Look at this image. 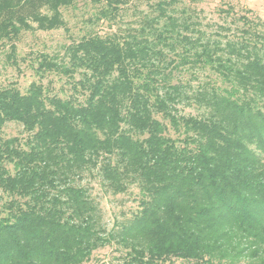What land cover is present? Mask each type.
I'll list each match as a JSON object with an SVG mask.
<instances>
[{
    "label": "trees",
    "instance_id": "obj_1",
    "mask_svg": "<svg viewBox=\"0 0 264 264\" xmlns=\"http://www.w3.org/2000/svg\"><path fill=\"white\" fill-rule=\"evenodd\" d=\"M78 1L0 0L8 58L22 31L65 29ZM89 1L90 24L123 3ZM177 4L160 0L124 35L72 40L61 58L40 54L37 74L65 76L68 97L0 87V133L27 134L0 138V264H87L112 244L121 264H264V23L238 16L211 37ZM94 173L115 195L138 190L109 231L82 184Z\"/></svg>",
    "mask_w": 264,
    "mask_h": 264
},
{
    "label": "rangeland",
    "instance_id": "obj_2",
    "mask_svg": "<svg viewBox=\"0 0 264 264\" xmlns=\"http://www.w3.org/2000/svg\"><path fill=\"white\" fill-rule=\"evenodd\" d=\"M122 1L123 3L118 6L119 11L115 14L113 21H101L98 24L87 22L88 18L95 15L97 7L89 0L78 1L74 7L63 10L66 23L65 29L60 28L49 32L22 31L19 38L14 42L16 53L13 59L8 58L10 52L8 45L0 42V87L14 85L20 92L25 93L31 83H41L50 94L63 98L68 97L70 89L65 76L46 73L40 77L37 74L35 69L38 56L46 54L61 58L64 55L66 45L86 34L108 35L115 33L124 35V32L128 29L140 26L138 21L142 15L155 16L157 14L155 5L160 0ZM227 7L231 9L232 14H220L218 12L220 9H226ZM175 10L178 16L190 14L189 11L197 13L198 21L203 24L205 29L197 27L194 31L203 30L211 37L216 35L217 32H221L224 36L228 35L227 32L219 31L216 27L224 25V27L234 29L235 23H240L237 20L238 18L235 19L238 16L264 23V0H178ZM192 34L195 35L194 32ZM189 77L184 72L181 80ZM177 107L181 110V114L195 113L193 108L186 107L183 104ZM0 138L2 140L17 138L19 143L23 144L27 134L23 131L21 125L7 123L0 133ZM82 184L88 187L91 197L99 205L102 213V223L108 231L116 225V222L128 218L137 209L138 190L134 186H131L125 194L115 195L103 188L95 173L93 176L88 175L87 178L85 177ZM120 255L121 253L116 250L115 244L108 245L95 251L87 264H121ZM173 264L185 263L173 261Z\"/></svg>",
    "mask_w": 264,
    "mask_h": 264
}]
</instances>
